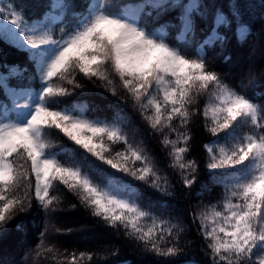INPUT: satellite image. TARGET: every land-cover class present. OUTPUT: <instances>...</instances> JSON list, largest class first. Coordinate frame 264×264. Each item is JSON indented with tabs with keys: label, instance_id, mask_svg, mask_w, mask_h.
<instances>
[{
	"label": "snow or ice",
	"instance_id": "snow-or-ice-1",
	"mask_svg": "<svg viewBox=\"0 0 264 264\" xmlns=\"http://www.w3.org/2000/svg\"><path fill=\"white\" fill-rule=\"evenodd\" d=\"M229 8L230 15L201 0H143L139 5L47 0L45 10L33 19L12 3L0 4V43L25 53L35 82V87L9 84L27 67L0 72V226L30 209L33 199L45 211H55L59 197L52 190L58 182L91 216L113 228L122 226L146 251L167 256L183 251L178 243L182 229L156 216L151 204L141 206L134 186L118 175L161 190L152 159L129 142L124 119L90 116L87 105L70 104L69 98L86 91L84 80L101 82L113 96L122 90L162 137L164 147H171L173 166L190 187L196 176L189 178L184 170L197 171L195 160H185L191 136L175 122L187 129L198 115L190 106L206 95L205 128L214 137L212 143L221 142L218 151L205 146L207 176L224 194L219 205L198 217L200 235L212 264H264V104L230 87L207 59L209 47H223L227 40L221 27L232 28L239 20L237 40L249 33L241 7L230 3ZM170 15L173 20L162 19ZM197 16L211 18L198 40ZM250 86H258L264 97V79ZM52 130L82 152L73 150L62 160L59 152L49 151ZM172 133L175 140L169 139ZM115 144L123 150L113 154L110 146ZM61 151L67 149L62 146ZM47 232L39 233L36 256L63 257L59 264H83L85 259L91 264L93 253H61L55 245L43 246Z\"/></svg>",
	"mask_w": 264,
	"mask_h": 264
},
{
	"label": "trees",
	"instance_id": "trees-1",
	"mask_svg": "<svg viewBox=\"0 0 264 264\" xmlns=\"http://www.w3.org/2000/svg\"><path fill=\"white\" fill-rule=\"evenodd\" d=\"M46 2L47 0H0V4L4 7L12 3L18 11L22 10L26 16L33 19L39 17L45 10ZM76 2L79 4L82 0ZM116 2L139 5L143 0H116ZM201 2L211 7H218L228 15H230V3L241 7L244 14L243 23L249 28L248 35L240 41L237 40L234 31L236 23H240L239 20L232 28L221 27L219 31L227 37V40L223 47L220 43L209 47L206 50L207 59L210 67L220 74L230 87L252 95L256 103L264 104L262 90L258 86H250V82L264 79V0H201ZM162 19L173 20L174 16L170 15ZM195 19V37L198 40L202 36V30L207 31L210 27L211 18L204 20L197 16ZM170 32V38L174 39L175 30L170 29ZM189 44L191 45V41ZM5 65L7 67H4ZM14 66H20L21 70L27 67L28 71L10 79L9 84L35 87V82L31 79L32 69L25 53L0 43V72L7 74ZM82 82L86 91L69 98L70 104L87 105L90 116L107 118L110 121L118 116L124 119L129 142L135 147L144 149L145 154L152 159L161 178L159 181L161 190L131 176L122 173L118 175L134 186L139 194L141 206L151 204L156 216L169 220L182 229L178 243L183 251L173 256L146 251L142 244L124 234L125 230L122 226L118 229L113 228L91 216L80 205L74 194L64 185L54 182L52 194L59 197L55 202V211H45L33 199L30 209L17 213L11 221L0 226V264H59L63 257L52 259L53 254L35 255L36 245L40 242L39 233L45 231V228L48 232L43 246L55 245L61 253L65 249L69 252L76 250L77 253L80 251L93 253L91 264H212L210 254L206 251L207 242L200 235L201 222L198 217L205 210L219 205L224 189L220 185L211 183L207 176L208 154L205 146L217 151L221 146V142L212 143L214 137L205 128L203 106L208 101L207 96L198 97L197 102L190 106L191 109L198 111V115L190 121L187 129L180 127L179 120L175 122L181 131L187 130L191 136L185 160H195L197 163L195 173L190 169L184 170V175H188L189 178L192 175L196 176V182L186 187L181 170L173 166V158L169 156L171 147H164L161 143L162 137L148 127L131 99L127 98L119 88L117 96L111 95L110 92L105 91L99 81L95 84L87 80ZM3 99V91H0V100ZM207 124L210 127L211 121L208 120ZM47 139L51 142L49 151L59 152L62 160L68 159L73 150L82 152L73 142L56 133L55 130L50 132ZM169 139L175 140L176 134L172 133ZM62 146L67 151H61ZM110 147L113 154L115 151L123 150L120 144ZM89 159L94 158L89 157ZM23 163L18 161V166H22ZM96 163L100 162L96 161ZM103 167L108 166L103 165ZM165 184L166 190H164ZM57 229L61 232L57 233ZM83 264L89 262L85 259Z\"/></svg>",
	"mask_w": 264,
	"mask_h": 264
}]
</instances>
